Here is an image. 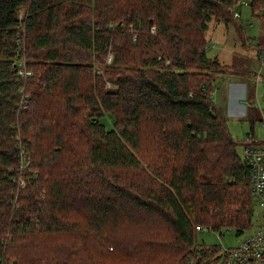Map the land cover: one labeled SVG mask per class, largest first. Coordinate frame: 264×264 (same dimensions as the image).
Segmentation results:
<instances>
[{
  "label": "trees",
  "instance_id": "1",
  "mask_svg": "<svg viewBox=\"0 0 264 264\" xmlns=\"http://www.w3.org/2000/svg\"><path fill=\"white\" fill-rule=\"evenodd\" d=\"M236 2L0 0V264H188L219 249L199 227L250 224L206 54Z\"/></svg>",
  "mask_w": 264,
  "mask_h": 264
},
{
  "label": "rangeland",
  "instance_id": "2",
  "mask_svg": "<svg viewBox=\"0 0 264 264\" xmlns=\"http://www.w3.org/2000/svg\"><path fill=\"white\" fill-rule=\"evenodd\" d=\"M243 1L247 2L248 5L239 6L236 4L234 7L241 11V16L238 18V21H211L205 33L207 56H216L221 63L230 64L232 69L225 73L236 76V79L240 80L239 82L241 83V93L237 96L233 94L227 96V110L226 105L223 110L228 130L238 143L246 133L250 132L251 124L253 126V132L256 135L262 134L260 109H264V63L261 64L258 60L256 50L258 46H262V44H258V41L260 40L263 29L260 18L251 13L249 7L250 0ZM236 21L243 25V32L247 38L246 46H242V39L238 37ZM151 30H154V27ZM227 74H224L223 77L229 78V76H226ZM225 81L223 78L219 79V76L215 80H212L211 97L213 102L217 101L220 95V91H217V88L224 84ZM250 96L252 97L251 101L249 100ZM249 102H251L252 108L249 107ZM238 107L240 108V113L233 114L234 110ZM102 121L107 128L111 126L108 116L104 115ZM241 150L242 147L238 144L237 152L239 156ZM17 169L18 172L22 170L20 166ZM262 223H264V206H260L256 201L252 200L250 224L246 228H243L240 233H237L232 227H223L220 230L199 227L196 230V242L197 244L206 246L216 245L219 248L231 247ZM196 264H216V262L208 259L196 262Z\"/></svg>",
  "mask_w": 264,
  "mask_h": 264
},
{
  "label": "built area",
  "instance_id": "3",
  "mask_svg": "<svg viewBox=\"0 0 264 264\" xmlns=\"http://www.w3.org/2000/svg\"><path fill=\"white\" fill-rule=\"evenodd\" d=\"M236 4L248 5L243 0H237ZM232 17L240 18L241 13L235 8H231ZM250 25V23H249ZM257 58L264 63V44L257 47ZM111 60V54H108L106 61ZM19 75L25 77L31 74V71L25 68L22 61L19 62ZM258 80V79H257ZM109 86V84H107ZM262 121V134L256 135L254 132H248L240 144L242 147L240 159L248 166L250 175V197L260 206H264V109H260ZM23 185V181H20ZM203 229H207L203 227ZM200 246L195 247V254L189 255L188 264H196L200 256ZM210 261L216 264H264V223L256 226L250 233L241 238L237 244L227 248H219L209 257Z\"/></svg>",
  "mask_w": 264,
  "mask_h": 264
},
{
  "label": "crops",
  "instance_id": "4",
  "mask_svg": "<svg viewBox=\"0 0 264 264\" xmlns=\"http://www.w3.org/2000/svg\"><path fill=\"white\" fill-rule=\"evenodd\" d=\"M224 74H227V73H216L215 76L213 77V80H215L218 76H219V79L223 78V80H226L224 82V84L220 85L217 88V91H220V95H219L218 100L214 101L215 104L217 102L216 106H218L222 112L224 110L225 105H226V110H227V104H226L227 103V96H231V94L237 96L242 91L241 83L239 82L240 80L236 79V76H231V74H227L226 76H229V78L231 77V79H229V78L223 77ZM239 101H240V99H239ZM238 113H240L239 107L234 110L233 114H238Z\"/></svg>",
  "mask_w": 264,
  "mask_h": 264
}]
</instances>
